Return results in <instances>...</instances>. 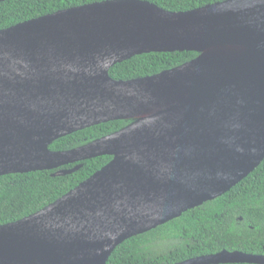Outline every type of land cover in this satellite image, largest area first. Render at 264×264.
<instances>
[{
  "label": "water",
  "instance_id": "95a60500",
  "mask_svg": "<svg viewBox=\"0 0 264 264\" xmlns=\"http://www.w3.org/2000/svg\"><path fill=\"white\" fill-rule=\"evenodd\" d=\"M225 41L245 46L246 54L215 79L214 72L185 69L195 59L128 81L108 74L134 56L198 54ZM180 86L190 89L177 111L166 109L178 113L167 125L126 132L140 120L121 118L131 123L109 136L49 150L62 137L117 121L110 115L119 102ZM100 156L112 159L37 213L0 226V264H106L125 240L222 196L258 167L264 159V0H226L185 12L109 0L0 30V177L52 170L64 176ZM178 264H264V256L223 251Z\"/></svg>",
  "mask_w": 264,
  "mask_h": 264
},
{
  "label": "trees",
  "instance_id": "16d2710c",
  "mask_svg": "<svg viewBox=\"0 0 264 264\" xmlns=\"http://www.w3.org/2000/svg\"><path fill=\"white\" fill-rule=\"evenodd\" d=\"M109 0H6L0 3V30L57 11ZM168 12H185L226 0H139ZM196 52L149 53L113 66L116 81L150 77L179 67ZM117 120L77 131L54 141L52 152L69 151L109 136L130 124ZM100 156L78 164L64 176L52 171L0 177V226L14 223L52 204L111 161ZM76 164L62 167L74 168ZM264 256V159L228 192L188 210L178 218L117 246L106 264H178L220 252Z\"/></svg>",
  "mask_w": 264,
  "mask_h": 264
},
{
  "label": "bare ground",
  "instance_id": "6f19581e",
  "mask_svg": "<svg viewBox=\"0 0 264 264\" xmlns=\"http://www.w3.org/2000/svg\"><path fill=\"white\" fill-rule=\"evenodd\" d=\"M246 50L245 46L229 43V41L211 44L199 52L193 63L185 69L200 71V73L205 72L208 75L214 72L212 78L220 73L223 76V72L225 74L226 70H230L238 61L243 59ZM189 89L186 86L165 87L155 90V93L149 92L130 100H124L111 108L110 118L112 120L121 118L140 120L138 125L126 132L143 131L162 124L167 125L178 116V113L175 115L170 113L172 111L166 109L171 105H175L174 110L177 111L179 108L177 102Z\"/></svg>",
  "mask_w": 264,
  "mask_h": 264
}]
</instances>
